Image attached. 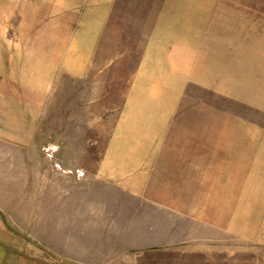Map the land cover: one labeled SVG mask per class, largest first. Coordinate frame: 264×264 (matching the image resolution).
<instances>
[{
	"label": "crops",
	"instance_id": "obj_1",
	"mask_svg": "<svg viewBox=\"0 0 264 264\" xmlns=\"http://www.w3.org/2000/svg\"><path fill=\"white\" fill-rule=\"evenodd\" d=\"M231 5L221 4L217 12V0H79L81 8L69 20L77 37L64 38L62 56L55 55L51 67L69 82L87 81L99 54L106 53L110 23H117L112 39L121 29L137 38L134 26L145 33L112 139L93 173L107 189L91 193L98 204L88 203L87 191L67 197L49 190V205L44 212L39 208L32 225L46 224L47 258L38 241L16 231L27 227L9 225L0 208V264H264V206L249 211L245 202L225 200L233 196L230 181L242 180H232L233 157L249 158L245 150L258 146L234 145L226 131L217 141L221 131L213 121L201 125L198 111L181 109L189 87L191 101H199L201 90L228 94L219 87L232 54H239L241 70L247 68L254 25L247 14L233 15L226 8ZM119 9L127 18L115 16ZM225 32L234 33V41ZM115 41L111 48L118 47ZM64 117L72 132V114L65 111ZM252 130L264 134L262 126ZM240 192L234 197H246ZM249 213L259 216L249 219Z\"/></svg>",
	"mask_w": 264,
	"mask_h": 264
},
{
	"label": "rangeland",
	"instance_id": "obj_2",
	"mask_svg": "<svg viewBox=\"0 0 264 264\" xmlns=\"http://www.w3.org/2000/svg\"><path fill=\"white\" fill-rule=\"evenodd\" d=\"M224 3L232 4L226 8H231L233 15L247 14L249 26L254 25L248 31L247 68L241 70L239 54H232L231 67L226 65L228 73L221 80L225 85L219 87L226 88L228 94L201 90L199 101H191L186 100L192 94L189 87L181 109L198 111L201 125L213 121L216 131H221L215 135L217 141L226 131L225 137L234 145L258 146L257 151L245 150L252 157H233L232 180H242L230 181L233 196L225 199L232 204L245 202L253 211L250 207L264 206V134L260 138L252 130L255 125L264 130V0H217V12L223 11ZM78 4L79 0H0V208L9 225L27 227L16 231L30 243L38 241L40 254L46 258L50 255L48 230L45 223L32 228L38 223L33 218L39 216V208L46 211L51 189L67 197L87 191L88 203L98 204L91 193L107 187L93 175L96 162L112 139L113 124L145 42L143 28L134 26L138 39L121 29L125 38L116 34L118 47L111 48L117 43L111 38L117 23H110L108 46L103 47L106 53L99 54L87 81L69 82L59 68L51 67L54 56H62L64 38L77 37L74 22L69 20L78 14ZM115 16L127 18L121 9ZM255 16L257 23L252 22ZM260 23L263 29L255 25ZM226 36L235 39L234 33ZM126 49L133 52L126 53ZM54 79L55 85L49 86V80ZM96 104L101 106L97 109ZM65 111L72 114V132L65 127ZM240 191L246 197L235 198L234 193ZM72 202L80 204L78 197ZM256 216L248 214L249 219Z\"/></svg>",
	"mask_w": 264,
	"mask_h": 264
}]
</instances>
